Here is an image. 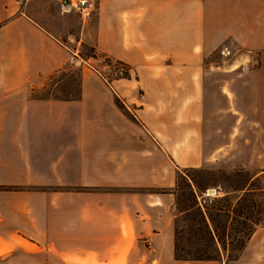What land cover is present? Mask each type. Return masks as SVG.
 Listing matches in <instances>:
<instances>
[{
  "label": "crops",
  "instance_id": "crops-1",
  "mask_svg": "<svg viewBox=\"0 0 264 264\" xmlns=\"http://www.w3.org/2000/svg\"><path fill=\"white\" fill-rule=\"evenodd\" d=\"M92 1L82 23L0 0V264H245L257 230L233 262L176 259V187L182 169L264 177V0ZM82 44L137 82L35 97ZM224 45L243 53L205 64Z\"/></svg>",
  "mask_w": 264,
  "mask_h": 264
},
{
  "label": "rangeland",
  "instance_id": "rangeland-1",
  "mask_svg": "<svg viewBox=\"0 0 264 264\" xmlns=\"http://www.w3.org/2000/svg\"><path fill=\"white\" fill-rule=\"evenodd\" d=\"M223 49H227L228 53L223 54ZM242 53L234 47L229 48L224 45L219 52L206 60L205 64L210 61L228 64L232 58ZM78 55L80 57L78 61L46 78L44 88L35 92L34 96L71 98L79 94L78 89L82 82L104 84L108 87H122L128 83L137 82V77L129 65L115 60L95 46L82 44ZM257 59L255 55L251 61L252 66H256ZM119 95L122 97L123 94L119 92ZM182 172L195 179L200 192L217 189L221 193L218 197L208 198L205 203L202 202V205L211 217V219L207 217L211 232L224 240L227 249L225 252L221 251L217 239L214 243L210 239L206 228L201 223L199 208L196 207L190 190L180 176L176 190V211L179 215L176 218L175 228L181 233L179 246L186 250L179 251L178 254L186 257L207 254L216 260L233 262L241 256L248 238L252 236L251 232L257 230L260 235L259 240L254 248L248 251L244 261L245 264H264V177L260 176L249 186V179L253 175L245 170L182 169ZM192 184L193 187L194 184ZM194 187L196 188V185ZM248 190L251 191L244 192ZM255 222H258V225H255ZM241 239L244 244L242 249L239 248ZM35 249L36 255L33 260L35 264H42L44 257L42 254H37L40 250Z\"/></svg>",
  "mask_w": 264,
  "mask_h": 264
},
{
  "label": "trees",
  "instance_id": "trees-1",
  "mask_svg": "<svg viewBox=\"0 0 264 264\" xmlns=\"http://www.w3.org/2000/svg\"><path fill=\"white\" fill-rule=\"evenodd\" d=\"M188 170H203V169H188ZM247 172V171H246ZM182 177L188 187V189L190 190V194H191V197L192 199L195 201V204H196V207L199 208V211H200V216H201V223L202 225L206 228L207 230V233L210 237V239L213 241V243L215 242V240L217 239V241L220 243L219 245L221 246V251H226V245L224 244V240L221 239L219 236L217 237L215 235V233H212L210 228H209V225H208V221H207V217L208 219H211L210 216H208L207 212H206V208L204 207V210L202 208V202L199 201V197H203V194L204 192H200V188L198 186V184L196 183L195 179L193 177H191L190 175H186L184 173H181L179 174L178 177ZM191 183H193L194 185H196V188L191 186ZM252 178L249 179V182H248V185L250 186L252 184ZM178 184V183H177ZM16 189V188H15ZM0 190H12V188H6V187H0ZM176 190H177V187H176ZM248 191H251V190H248ZM248 191H244V192H248ZM202 209V210H201ZM183 212H187V211H183ZM182 213V212H181ZM255 225H258V222H255ZM255 230H253L251 232V235L253 234ZM175 234H176V244H175V257L177 260H182V261H202V260H216L215 258L213 257H210L209 255L207 254H203V255H200V256H193V257H186V256H182L181 254H178L179 251H185L186 249H181L180 246H179V236L181 235V233L177 230H175ZM250 235V236H251ZM249 240V238H248ZM243 243V240L241 239V243L239 244V248L242 249L244 244ZM219 251V249H218ZM220 252V251H219Z\"/></svg>",
  "mask_w": 264,
  "mask_h": 264
},
{
  "label": "built area",
  "instance_id": "built-area-1",
  "mask_svg": "<svg viewBox=\"0 0 264 264\" xmlns=\"http://www.w3.org/2000/svg\"><path fill=\"white\" fill-rule=\"evenodd\" d=\"M60 2L63 12L77 13L82 23H88L96 10V5L92 0H60ZM222 53H228V50L223 49Z\"/></svg>",
  "mask_w": 264,
  "mask_h": 264
}]
</instances>
